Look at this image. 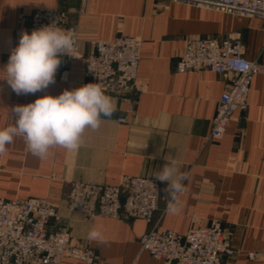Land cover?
I'll list each match as a JSON object with an SVG mask.
<instances>
[{"label": "crops", "instance_id": "crops-1", "mask_svg": "<svg viewBox=\"0 0 264 264\" xmlns=\"http://www.w3.org/2000/svg\"><path fill=\"white\" fill-rule=\"evenodd\" d=\"M195 1L0 0V69L9 60L21 18L36 11L59 12L66 26L77 28L81 56L95 40L130 36L143 41L135 89L127 96L106 94L114 112L102 116L96 130L86 129L77 151L53 147L40 159L23 137H16L0 154V198L49 199L73 242L98 254L96 264L164 263L141 248V238L152 227L144 220L71 212V184L121 185L127 178H155L168 163L166 157L176 160L188 178L174 212L167 214V184L158 181L154 222L159 228L184 235L191 226L219 221L233 248L223 264H264V75L252 81L248 110L236 112L224 135L210 140L218 101L234 76L175 69L189 38L240 39L244 58L264 63V18L226 13L205 3L216 0ZM61 61L55 83L35 94L17 95L0 79V128L15 123L16 106L88 83L82 59ZM94 227L103 232V242L87 239ZM62 264L85 263L66 259Z\"/></svg>", "mask_w": 264, "mask_h": 264}, {"label": "built area", "instance_id": "built-area-1", "mask_svg": "<svg viewBox=\"0 0 264 264\" xmlns=\"http://www.w3.org/2000/svg\"><path fill=\"white\" fill-rule=\"evenodd\" d=\"M208 4L226 13L264 18V0H216ZM52 24L74 30V49L70 56L61 58L69 63L82 59L88 83H98L105 94L114 96L133 92L142 56L140 38L119 36L95 40L90 42L89 52L81 56L77 28L66 26L59 12L36 11L31 17L21 18L12 49L18 45L22 32L31 34ZM175 69L180 74L207 70L234 76L230 90L218 101L210 140L224 135L236 112L248 110L252 81L255 76L264 75V63L244 58L242 41L233 38H189ZM175 207L176 204L171 209L167 206L164 213H173ZM68 209L86 217L144 220L152 227L141 238V248L164 264H223V258L233 254L219 221L204 227L191 226L184 235L159 228L154 222L159 210V182L152 177L127 178L121 185L73 182ZM59 222L57 207L49 199L7 201L0 198V264H62L66 259L98 263V254L91 248L76 245L69 226ZM249 256L256 257L254 253Z\"/></svg>", "mask_w": 264, "mask_h": 264}, {"label": "clouds", "instance_id": "clouds-1", "mask_svg": "<svg viewBox=\"0 0 264 264\" xmlns=\"http://www.w3.org/2000/svg\"><path fill=\"white\" fill-rule=\"evenodd\" d=\"M76 35L72 29L56 24L22 32L18 45L11 50L7 64L0 70L2 78L17 95L35 94L55 83V75L64 55L70 56ZM115 110L111 97L98 83H87L74 90H64L58 96L43 95L34 102L18 105L13 111L15 123L0 128V154L16 137H23L32 155L44 159L53 147L77 151L83 143L86 129L96 130L101 117H110ZM154 177L167 184L168 207L179 202L185 191L182 173L176 160H168ZM90 241L103 242L100 228H92L87 235Z\"/></svg>", "mask_w": 264, "mask_h": 264}, {"label": "water", "instance_id": "water-1", "mask_svg": "<svg viewBox=\"0 0 264 264\" xmlns=\"http://www.w3.org/2000/svg\"><path fill=\"white\" fill-rule=\"evenodd\" d=\"M191 1H195V0H191ZM196 2V1H195ZM205 3H208V2H205Z\"/></svg>", "mask_w": 264, "mask_h": 264}]
</instances>
